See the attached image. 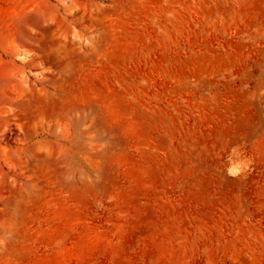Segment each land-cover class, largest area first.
Listing matches in <instances>:
<instances>
[{"label": "rangeland", "instance_id": "374dc122", "mask_svg": "<svg viewBox=\"0 0 264 264\" xmlns=\"http://www.w3.org/2000/svg\"><path fill=\"white\" fill-rule=\"evenodd\" d=\"M0 264H264V0H0Z\"/></svg>", "mask_w": 264, "mask_h": 264}]
</instances>
